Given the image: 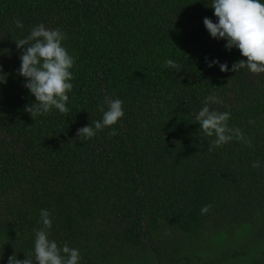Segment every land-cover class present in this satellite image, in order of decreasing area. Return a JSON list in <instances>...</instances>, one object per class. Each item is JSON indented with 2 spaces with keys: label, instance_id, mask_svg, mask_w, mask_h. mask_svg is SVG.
Returning a JSON list of instances; mask_svg holds the SVG:
<instances>
[{
  "label": "trees",
  "instance_id": "obj_1",
  "mask_svg": "<svg viewBox=\"0 0 264 264\" xmlns=\"http://www.w3.org/2000/svg\"><path fill=\"white\" fill-rule=\"evenodd\" d=\"M208 6L0 0V264L33 253L41 209L51 213L48 238L77 248L79 264H139L153 246L160 258L175 254L164 264H264V73L231 71L245 58L210 36L203 19L217 18ZM40 23L67 34L76 64L68 114L52 109L34 121L14 40ZM167 59L181 70L162 67ZM212 93L222 103L210 108L230 111L229 126L252 148L234 139L208 152L214 137L195 116ZM105 97L121 99L124 116L81 141L77 130L102 119ZM181 247L189 250L175 253Z\"/></svg>",
  "mask_w": 264,
  "mask_h": 264
},
{
  "label": "clouds",
  "instance_id": "obj_2",
  "mask_svg": "<svg viewBox=\"0 0 264 264\" xmlns=\"http://www.w3.org/2000/svg\"><path fill=\"white\" fill-rule=\"evenodd\" d=\"M207 6V5H206ZM216 22L205 17L203 24L213 39L226 41L225 48H236L242 57L234 62L231 71L239 72L247 69L250 73L259 75L264 73V3L261 0H211ZM16 28L23 29L24 25L19 20L13 21ZM67 34L61 29H49L43 23L35 25L23 38L14 40L17 49L21 50L20 67L18 75L25 78L24 87L35 97V102L25 106V111L32 119L48 114L52 109L67 115L69 95L73 90L74 79L71 69L76 64V58L63 46ZM207 62V58H206ZM219 65L221 72L229 71L227 63L212 60L209 67ZM162 67L181 70L179 64L172 59H167ZM7 83L6 75L0 66V84ZM222 103L220 98L212 93L202 101L203 107L195 116L205 136L214 137L208 143V152L221 147L234 139L241 141L252 148L251 140L247 139L240 128L230 127V111L219 112L210 108L211 104ZM105 104L107 110H105ZM102 119L93 124L77 130V138L87 141L105 128H112L124 116L123 101L119 98H104V103L98 105ZM255 123V121H249ZM109 136L117 135L113 128ZM252 167L259 168L260 162L255 161ZM212 205H205L200 209L202 215L207 214ZM40 221L42 230L37 231L34 240V251L25 255V259H18L16 254L8 257V264H79L80 252L77 248L69 247L65 242L63 247L48 238V230L52 227L51 213L41 209ZM2 259V256H0Z\"/></svg>",
  "mask_w": 264,
  "mask_h": 264
},
{
  "label": "rangeland",
  "instance_id": "obj_3",
  "mask_svg": "<svg viewBox=\"0 0 264 264\" xmlns=\"http://www.w3.org/2000/svg\"><path fill=\"white\" fill-rule=\"evenodd\" d=\"M179 241V240H178ZM180 241H182L181 239H180ZM184 241V240H183ZM182 241V242H183ZM181 242V243H182ZM166 248H168L169 249V245H166ZM150 249L151 250H148V251H146V254L145 253H142V255H141V257L138 259L139 260V264H164V258L165 259H167V260H169V258H170V256H171V254H172V256H174L175 254L172 252L171 254H170V256H168V254L166 255V256H164L163 258H160V257H158L159 256V254H160V252H159V250H160V248L159 247H157V246H153V247H150ZM186 249H188V248H186V247H181L180 249H177V251L175 252V253H177V254H180L183 250H186ZM162 250V253H164L165 251H164V249H161ZM189 250V249H188ZM147 257V258H145V257ZM168 256V257H167ZM200 261H201V259L200 258H198ZM193 260H195V258L193 259ZM210 260H213V262H215L216 260H217V257H215V254L214 255H211L210 256ZM130 260H128V261H126V262H129ZM125 262V263H126ZM222 264V263H221Z\"/></svg>",
  "mask_w": 264,
  "mask_h": 264
}]
</instances>
